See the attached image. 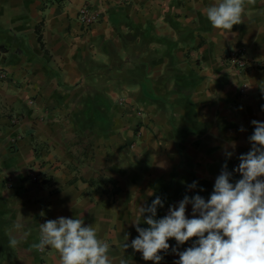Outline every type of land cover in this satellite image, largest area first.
<instances>
[{"label": "crops", "instance_id": "0c3cea01", "mask_svg": "<svg viewBox=\"0 0 264 264\" xmlns=\"http://www.w3.org/2000/svg\"><path fill=\"white\" fill-rule=\"evenodd\" d=\"M84 1L0 0V264H60L31 248L60 217L97 227L113 264H154L121 247L139 235V207L160 197L159 220L185 196L207 201L225 164L235 184L251 122H264V0L226 36L204 11L219 0H88L89 26ZM239 46L244 72L225 61ZM194 242L169 239L160 264Z\"/></svg>", "mask_w": 264, "mask_h": 264}, {"label": "clouds", "instance_id": "9594fccd", "mask_svg": "<svg viewBox=\"0 0 264 264\" xmlns=\"http://www.w3.org/2000/svg\"><path fill=\"white\" fill-rule=\"evenodd\" d=\"M250 4H255V0H219L204 11L211 26L226 36L234 25L244 22ZM251 123L255 126L249 138L251 150L239 157L240 163L234 170L242 178L231 183L225 164L207 201L200 195L185 196L178 207L170 208L159 220L155 216L157 206H163L160 197L147 208L139 207V219L134 221L139 235L130 245H121L123 252L131 247L142 253L145 261L160 264V253L170 248L169 239L182 245L195 238L191 247L177 253L179 260L175 264H264V122ZM190 187L195 188L196 183ZM189 203L192 218L186 215ZM145 212L150 214L144 220L149 227L141 228L140 218ZM21 228V224L14 225L15 231ZM97 233L98 228L84 226L83 219H50L40 224L38 242L32 243L31 248L40 252L55 250L60 264H113L110 245ZM18 244L17 237L9 231V247L15 249ZM119 264L128 261L121 258Z\"/></svg>", "mask_w": 264, "mask_h": 264}, {"label": "built area", "instance_id": "2783aa9c", "mask_svg": "<svg viewBox=\"0 0 264 264\" xmlns=\"http://www.w3.org/2000/svg\"><path fill=\"white\" fill-rule=\"evenodd\" d=\"M77 18L84 25L89 26L93 22L99 20V14L93 11L90 8L89 1L85 0L84 3L81 6H79L77 9ZM225 61L226 64L230 65L232 68H235L239 72H244L247 67V59L245 58V48L239 46L229 49L225 55ZM4 78H6V74L2 69H0V79H4ZM245 86L246 83L242 81L239 88L240 93L244 92ZM27 174L35 182L40 180V174L33 167L27 169ZM5 184L7 187H10L11 179L9 177L6 178ZM43 223H45V221H42V224ZM46 250L47 249H45V251Z\"/></svg>", "mask_w": 264, "mask_h": 264}]
</instances>
